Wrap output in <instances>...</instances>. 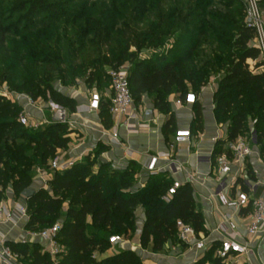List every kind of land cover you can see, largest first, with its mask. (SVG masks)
<instances>
[{
  "label": "trees",
  "instance_id": "1",
  "mask_svg": "<svg viewBox=\"0 0 264 264\" xmlns=\"http://www.w3.org/2000/svg\"><path fill=\"white\" fill-rule=\"evenodd\" d=\"M17 1L19 4L17 12L26 9L27 11L23 17L11 24H7L9 20L2 19L0 15V54L11 44L24 41L32 45L30 34L33 33L37 37L39 34L36 32L35 21L43 27L48 26L46 19L41 21L37 19L45 10L62 13V9L54 5L55 3H48L45 0ZM261 2L264 4V0ZM210 3L211 0H205L206 5ZM175 15L171 12L163 13L156 23V30L149 32L151 36L149 44L147 46L139 44L140 49L143 47L152 49L158 47V44L154 45L157 39L161 44L173 41L174 44L167 49L169 52L154 53L147 60L135 62L129 70L134 100H140L145 92L156 93L155 105L163 112L169 111L165 101L169 93L189 92L187 82L196 89H201L208 83V76L213 68L210 61L212 51L215 50H212L211 23L207 20L206 26L202 29L190 22L191 18H199L201 15H194L193 11L184 13L182 10L177 11V16ZM62 16H65L64 13ZM208 16L212 17L209 13ZM19 22H25L26 27L19 26ZM50 22H59V20L53 17ZM255 36L254 28L245 23L238 25L234 39L227 41L231 45L228 56L225 58L222 55L217 56V59L221 60L219 68L226 73L214 94V102L216 118L218 122L227 125L229 140H235L250 130L248 117L254 120L252 130L256 135L255 142L264 159V70L256 71L264 63L260 58L258 47L251 43ZM107 43L108 38L89 39L86 45L90 48L87 50L89 52L73 57L59 54L58 60L52 57L46 60L45 84L46 88L50 89V99L55 104L71 112L77 107V100L73 96L51 85L50 82L54 79L56 71L60 73L64 84L69 86L78 85L79 78L86 76L88 72L86 79L88 86H100L102 68L100 69L94 60L102 57V48ZM218 44L225 46L226 41L221 38ZM201 46L204 47L203 50L200 49ZM6 50L8 54L10 52L11 59L17 61L19 53L10 47ZM91 51H96L98 56ZM197 51L203 52L199 55ZM204 53L208 55L206 61H204ZM30 55L37 56L38 53L32 51ZM131 56L133 54L128 55L126 52H121L111 60L103 56L101 63L108 64L110 68H117L125 64ZM248 59L255 61L254 69H251ZM21 73L26 76L23 77V84L18 85L17 88L25 89L36 100L39 94L25 86L33 87V83L37 85L43 81L36 80L32 72H28L25 68L21 69ZM5 80L1 78L0 85ZM100 110L103 122L110 127L112 123L107 101L101 103ZM19 115V106L4 102L0 97V187H5L6 181L10 179L9 174L16 172L18 164L12 158L16 151L9 153L11 149L7 140L10 132L16 137L19 134L21 138L27 134L18 120ZM172 119L173 115L170 117V122ZM196 123L197 128H203V115L199 106ZM66 127V123L52 122L47 129L39 130L34 155L29 157L24 155L23 159L45 166L49 158L57 155L59 149L69 145L70 133L64 131ZM97 163L98 167L95 170L93 168ZM140 171V166L134 161L129 162L125 167H114L109 162H100L97 151L95 154L89 153L82 162L75 163L65 171H55L46 188L39 186L37 192L29 199L23 196L25 198L23 203L27 205L29 214L26 228L40 230L54 224L62 206L66 203L65 219L58 235L65 250L56 262L48 252L43 253V246L39 241L27 244L10 241L13 251L23 264H141L136 253L128 249L102 259L92 257L95 250L109 247L111 235L123 234L128 237L130 232L135 231L136 209L139 206L143 207L146 215L140 238L143 247L151 246L153 250L161 251L165 244L177 235L178 219L192 224L199 236L206 232L205 219L203 214L196 210L190 183L182 184L173 197L166 200L164 197L173 180L151 176L144 186L135 188ZM18 172L21 176L13 181V190L16 194L22 195L26 188L33 186L24 162ZM3 189L0 188V201L3 199ZM210 256L211 252H208L196 264H205L207 257ZM215 262L220 261L215 260Z\"/></svg>",
  "mask_w": 264,
  "mask_h": 264
},
{
  "label": "rangeland",
  "instance_id": "2",
  "mask_svg": "<svg viewBox=\"0 0 264 264\" xmlns=\"http://www.w3.org/2000/svg\"><path fill=\"white\" fill-rule=\"evenodd\" d=\"M48 3H55L57 7L61 8L62 13L65 16H62V13L51 12L49 9L45 10L40 14V19H46L48 26L43 27L41 24H38L35 21L36 32H38V37L35 34H30V40H32V45H28L24 41L11 44L7 46L16 50L18 54L17 61L11 59V54L6 52L5 49L2 54H0V79H6L3 84L0 85V97L3 98L4 102L14 103L16 106H19V114L24 111L25 105V95L32 97L24 89L17 88L18 85L23 84V77L26 74L21 73V69L25 68L28 72H32L33 77L40 79L41 84L33 83V87L29 85L25 86L27 89H34V91L39 94L36 99V105L33 107L34 115L43 116V118L50 120L51 110L54 106H58L50 99V89L46 88L45 81V69H46V60L49 58L57 59L59 54L63 56L73 57L74 55H81L83 53L89 52L90 48L86 45L88 40L103 39L108 38V43L102 48V57L100 59L94 60L95 64L99 65L100 69L102 68V80L100 86L92 85L88 86L86 83V76L79 78L78 85L69 86L64 84L62 78H60L59 72H54V79L50 82L55 89L62 91L63 93L70 96H77L80 94V85L86 84L90 92L95 90L105 91L109 88V79L108 71L110 66L102 65L101 59L105 56L108 60L114 59L119 56L121 52H126L128 55L133 54L129 57L125 63L128 66V70H131L137 61H144L149 59L154 53H167L168 48L174 44L173 41H168V46L163 43H160V40L157 39L154 43L158 44V47H153L149 49L143 47L140 49L139 44L147 46L150 42L151 36L150 31L156 30V23L161 19L163 13H175L177 16V11L182 10L184 13H190L193 11L194 15H201L199 18H191L190 22H193L192 25L195 27H201L202 29L206 26L208 20L212 25V72L208 76V81L212 80L213 84H216V87H219L221 78L226 73L225 70L219 68L220 58L217 59V56L222 55L224 58L228 56L229 49L231 45L227 41H232L235 37L236 27L242 23H245V13L244 7L241 0H211L210 5L205 4V0H45ZM260 5L264 10V4L260 0ZM189 6V7H188ZM17 0H0V15L4 20H9L6 23L11 24L15 23L17 19L23 17L24 13L27 11H19ZM58 8V9H59ZM208 13L212 17L208 16ZM192 14V13H191ZM56 17L59 22H50V19ZM26 27V23L19 22L18 24ZM49 27V28H47ZM226 41V45H219L218 42ZM253 42V41H252ZM251 42V43H252ZM78 51H72V50ZM163 49L164 51H159ZM204 49L203 46L200 48ZM156 50V51H154ZM32 51L38 53L37 56L30 55ZM6 52V53H5ZM94 55L97 54L96 51H91ZM199 55L203 51H197ZM72 53V54H70ZM220 53V54H218ZM205 54V53H204ZM131 58H133L131 60ZM201 60V57H199ZM208 58L207 53L205 54L204 61ZM45 59V60H44ZM198 60V58H196ZM203 59V58H202ZM251 69L255 68V61L248 59ZM17 64V66H15ZM264 67L258 68L256 71H263ZM100 71V70H98ZM201 89H196L194 86L191 88V92L198 94ZM41 110V111H40ZM75 112L79 114L80 108L77 107ZM74 112V113H75ZM73 112L67 109V127L64 131H68L70 137L69 145L64 149H59L57 155L63 161H70V166L72 167L75 163L82 162L85 159L83 156L81 159L70 157L71 142L79 139L82 136V133L79 129L80 124H77L73 119ZM19 115V117H20ZM78 121V120H77ZM254 120L248 117V125L250 130L247 133H244L243 137L247 138L252 136V124ZM52 123H46L39 128L34 130L30 127L23 125V131H26L27 134L24 138L16 137L13 135V132H10V137L7 142L10 146L11 152H15L12 155L13 160L18 162L16 167V172L9 174V180L6 181L5 187H0L3 189V199L6 203L11 202H24L25 198L22 195L16 194L13 190V181L18 179L21 174L18 172L21 168L23 162L26 164L27 172L30 173L31 186L39 188V179L37 178L38 169L46 168L49 169L53 158H49L45 166H39L38 163H30L28 160L23 159L24 155L29 157L34 155V147L37 145V134L39 130L47 129L48 126ZM53 128H51V131ZM61 131V130H60ZM63 131V130H62ZM22 132V131H21ZM74 132L73 136L71 133ZM23 133V132H22ZM21 133V134H22ZM21 149V151L19 150ZM56 155V156H57ZM3 166H1L2 168ZM98 163L95 164L93 169H97ZM54 171L49 173V177L54 176ZM67 204L65 203L61 212L57 216L56 222L63 223L65 219V211ZM15 231L16 235L18 233L17 229ZM117 236L118 234H114ZM112 236V235H111ZM119 236V235H118ZM139 233L137 227L135 231L129 233L128 237H125L123 234L120 235L121 239L109 244L107 249H98L93 252L92 257L95 259H102L116 252H119L124 249L132 250L136 253L138 261L141 264H187V260H191L190 249L188 245L184 244L179 240L178 235L173 237L168 241L161 251H155L151 246L148 247H136L134 243L138 239ZM129 240V241H128ZM127 241V242H126ZM44 253V251H43ZM210 254V253H209ZM212 256V254H211ZM207 257V260L211 259ZM199 261V260H198ZM192 262V261H191ZM192 264V263H190ZM196 264V262L194 263Z\"/></svg>",
  "mask_w": 264,
  "mask_h": 264
},
{
  "label": "crops",
  "instance_id": "3",
  "mask_svg": "<svg viewBox=\"0 0 264 264\" xmlns=\"http://www.w3.org/2000/svg\"><path fill=\"white\" fill-rule=\"evenodd\" d=\"M255 45V40H252ZM168 46V43L166 44ZM172 46V45H171ZM188 91L191 92L193 85L187 82ZM80 94L73 96L80 108L79 114L73 112V119L80 124L82 136L71 142V159H81L83 156L96 151L100 162H109L114 167H125L129 162H136L140 168L139 181L135 188L144 186L149 177L158 176L172 180H180L190 183L193 188L196 210L201 212L205 219L206 232L202 233L207 245L212 249L201 251L191 248V260L187 264H194L202 259L204 253L211 252L212 260L205 264H217L213 257V249L221 240L229 234L223 216L229 215L237 226V233L241 240L248 241L253 253L240 258L239 264H264V241L257 236L248 237L246 225L249 222L246 209H238L214 195L219 181V170L215 164L206 161L203 157L213 156L219 152L229 150V146L235 140H229L228 128L224 123L218 122L215 115L214 94L217 90L216 84L209 80L196 94L197 102L194 104L179 103L185 101L186 92L181 91L169 93L165 101L169 106L168 112L161 111L155 105L156 93L145 92L140 100H135L131 112L133 117L130 123L135 126V131L128 130L123 119H117L111 115L112 125H105L102 120L100 109L90 108V91L86 84L80 85ZM108 88L105 90L107 91ZM105 91H102L104 94ZM198 106L203 115V128L196 127ZM173 119L170 122V117ZM119 120V121H118ZM117 128L120 134V143L111 141L110 135ZM190 129L192 136L184 142H176L177 130ZM75 134L71 133V136ZM252 152L246 156L242 164L234 165L229 175V186L224 191L228 198H235L240 192L245 191L252 195L264 193L263 187L258 182L264 177V159L261 156L260 148L256 144L254 131L249 137ZM171 158L179 165L178 173H172L169 167ZM199 157H202L200 159ZM193 175L192 181L188 180ZM41 187V181H39ZM256 189V190H255ZM146 220L143 207L136 209V227L139 233L134 243L141 247V232ZM17 229L18 233L15 234ZM26 223L22 222L13 226L11 223H3L0 232L4 233L9 241L19 239L26 231ZM129 241V240H128ZM127 242V241H126ZM43 249V248H42ZM203 256V257H202ZM192 261V262H191Z\"/></svg>",
  "mask_w": 264,
  "mask_h": 264
},
{
  "label": "built area",
  "instance_id": "4",
  "mask_svg": "<svg viewBox=\"0 0 264 264\" xmlns=\"http://www.w3.org/2000/svg\"><path fill=\"white\" fill-rule=\"evenodd\" d=\"M241 1L244 7L245 24L256 30V36L253 40H255V45L260 52V58L264 63V10L260 5V0ZM262 67H264V65ZM108 79L110 86L104 94L100 90L90 92V108L100 109L101 103L107 101L109 104V112L117 119H123V123L128 130L135 131V126L130 123V119L133 117L131 107L135 100L130 87L128 66L123 64L117 68H110L108 71ZM178 102L194 104L197 102V96L194 92H188L185 101L179 100ZM35 105L36 100L25 95L24 111L18 119L19 122L32 129L39 128L44 122L52 123V118L48 120L43 118V116L34 115L33 107ZM59 107L60 106H54L51 110V114ZM191 136L192 133L190 129H180L176 131L175 141L184 142L190 139ZM110 138L112 142L120 143V134L117 128L112 131ZM251 152L252 148L250 141L243 136H239L230 144L229 150L222 151L215 156L210 155L203 158L215 164L219 170V181L214 195L221 198L223 203H227L238 209H246L249 218V222L246 225L247 236H257L261 241H264V193L251 196L248 192L242 191L235 198H228L224 194V191L229 186L228 178L232 173L233 166L242 164L245 157L250 155ZM166 157L169 159V167L172 173H178L180 170L179 165L171 158L170 154H167ZM199 158L202 159V157ZM70 163V161H63L60 156L57 155L53 158L49 165V169L40 167L38 169L37 178L41 181V187H47V183L50 179L49 173L51 171H65L69 168ZM193 179L194 176L189 175L188 180L192 181ZM182 184L183 182L180 180H173L164 198L169 200L173 197L176 190ZM258 185L262 186L264 190V177L258 182ZM28 219V208L25 203H6L5 201H0V226L7 222L16 226L22 222L27 223ZM223 220L227 225L229 235L223 238L219 245L214 247L213 257L215 260L220 261L217 264H239L240 258L252 254L253 249L247 240H241L240 235H238L236 231L237 226L231 216L226 214L223 216ZM176 226L179 240L184 244L204 252L212 249V245H207L203 234L199 236L192 224L178 219L176 221ZM61 228L62 223L55 222L40 230L26 229L20 238L14 240V242L27 244L39 241L43 246L42 250L48 252L56 262L65 250V247L60 243L58 238ZM120 239V236L114 235L111 236L109 240L111 243H114ZM9 242L7 236L0 232V264H23L13 251ZM203 256H205V253Z\"/></svg>",
  "mask_w": 264,
  "mask_h": 264
},
{
  "label": "water",
  "instance_id": "5",
  "mask_svg": "<svg viewBox=\"0 0 264 264\" xmlns=\"http://www.w3.org/2000/svg\"><path fill=\"white\" fill-rule=\"evenodd\" d=\"M52 121L54 123H66L67 122V109L59 107L51 114ZM37 192V188L28 187L22 192V196L29 199Z\"/></svg>",
  "mask_w": 264,
  "mask_h": 264
}]
</instances>
